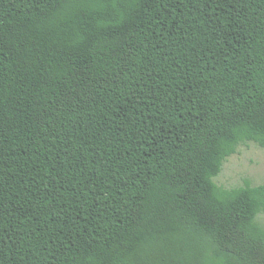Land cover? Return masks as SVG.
Returning a JSON list of instances; mask_svg holds the SVG:
<instances>
[{
  "label": "trees",
  "instance_id": "1",
  "mask_svg": "<svg viewBox=\"0 0 264 264\" xmlns=\"http://www.w3.org/2000/svg\"><path fill=\"white\" fill-rule=\"evenodd\" d=\"M264 0H0V264H264Z\"/></svg>",
  "mask_w": 264,
  "mask_h": 264
},
{
  "label": "rangeland",
  "instance_id": "2",
  "mask_svg": "<svg viewBox=\"0 0 264 264\" xmlns=\"http://www.w3.org/2000/svg\"><path fill=\"white\" fill-rule=\"evenodd\" d=\"M215 182L226 189L264 184V149L254 143H247L238 148L236 154L228 158L223 171ZM264 227V214L258 217Z\"/></svg>",
  "mask_w": 264,
  "mask_h": 264
}]
</instances>
